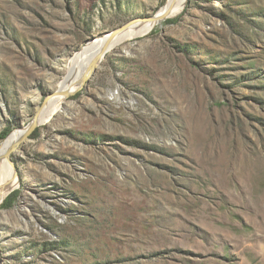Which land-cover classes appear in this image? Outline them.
Listing matches in <instances>:
<instances>
[{
    "label": "rangeland",
    "instance_id": "obj_1",
    "mask_svg": "<svg viewBox=\"0 0 264 264\" xmlns=\"http://www.w3.org/2000/svg\"><path fill=\"white\" fill-rule=\"evenodd\" d=\"M167 1L0 0V133L26 129L91 38ZM184 3L20 144L0 264H264V27L251 15L264 0ZM252 70L263 78L240 79Z\"/></svg>",
    "mask_w": 264,
    "mask_h": 264
},
{
    "label": "bare ground",
    "instance_id": "obj_2",
    "mask_svg": "<svg viewBox=\"0 0 264 264\" xmlns=\"http://www.w3.org/2000/svg\"><path fill=\"white\" fill-rule=\"evenodd\" d=\"M184 2L185 0H168L166 5L162 7L157 12V14H165L167 16L176 15L183 8L185 4ZM149 24L151 23H147L143 26H130L126 33L117 39L115 47L112 48L110 51L120 48L122 43H124L128 39L135 37L142 29H144ZM104 41L105 38L103 37H95L93 40L82 46V48L74 54V56L72 57V63L67 67V73L64 75L63 79L59 81V87L57 90L62 93L54 95L51 99H49L46 105L39 108V124H44L50 121L52 116L54 115V112L64 105L66 98L76 92V90L82 84L83 79L90 73L91 65L94 62L96 56L98 55ZM110 51H108V53ZM90 52H93V55L91 56L90 61L87 65L86 72L82 76H77L74 61H76V59L81 54ZM25 132V129H18L14 131L0 146V205L4 201L5 197L9 195L8 193H10L12 189L18 186V171L12 156L14 153H18L20 150L18 147L17 149L11 151V148L14 146V144L18 143L24 137Z\"/></svg>",
    "mask_w": 264,
    "mask_h": 264
},
{
    "label": "water",
    "instance_id": "obj_3",
    "mask_svg": "<svg viewBox=\"0 0 264 264\" xmlns=\"http://www.w3.org/2000/svg\"><path fill=\"white\" fill-rule=\"evenodd\" d=\"M165 16H167V15H165V14L164 15H158L156 13V14H154L152 16L145 17V18L137 17V18L129 20L125 24H123V25H121V26H119V27H117V28H115V29H113L111 31H107V32L99 34L97 37H103V38H105V41L102 44V47L100 48V51H99L98 55L96 56L94 62L91 65L90 73L83 79L82 84L79 86V88L82 87L83 84L88 83L90 81V79L94 76L96 70L100 66L102 60L106 57L108 51H110L112 48L115 47L117 39L119 37L123 36L126 33V31L129 29L130 26H133V25H137V26H141L142 25L143 26V25H145L147 23H154V22H156V24L157 23H161L164 19L170 17V16H167V17H165ZM95 37L91 38V40H93ZM61 93L58 90H56L55 94L57 95V94H61ZM51 96H52V93L47 95L46 98H45V101L50 99ZM39 108L37 109L35 115L29 116L30 121L28 123V126L25 129L26 132H25L24 137L18 143L14 144V146L11 148V151L17 149L20 146V144H22L27 139H29L28 138L29 135L39 125V123H38V111H39ZM14 190H15V188L12 189L10 191V193L12 191H14Z\"/></svg>",
    "mask_w": 264,
    "mask_h": 264
},
{
    "label": "trees",
    "instance_id": "obj_4",
    "mask_svg": "<svg viewBox=\"0 0 264 264\" xmlns=\"http://www.w3.org/2000/svg\"><path fill=\"white\" fill-rule=\"evenodd\" d=\"M256 13V12H255ZM252 16L255 17L254 20H256V22H258V25H263L264 27V10L262 12H259L258 14H251ZM173 19H167L168 22H172ZM262 27V26H261ZM259 74L256 73L255 70H252L250 72H247L246 74L241 76V80H247V81H253V80H257L259 78H263V76H259ZM239 79V80H240ZM12 132L11 126H6L0 133V140H4L6 139L9 134ZM20 194V189H15L14 191H12L6 198L3 207L4 208H9L13 205V203L17 200V198L19 197ZM71 244L70 242H67L66 245H64L65 247H68L69 244Z\"/></svg>",
    "mask_w": 264,
    "mask_h": 264
}]
</instances>
